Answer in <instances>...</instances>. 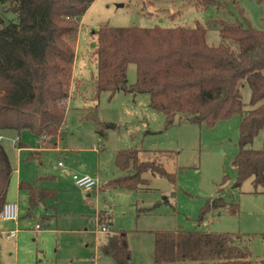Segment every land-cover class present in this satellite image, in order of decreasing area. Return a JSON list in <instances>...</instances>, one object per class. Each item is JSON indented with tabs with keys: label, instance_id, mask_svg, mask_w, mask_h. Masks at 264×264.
Masks as SVG:
<instances>
[{
	"label": "rangeland",
	"instance_id": "obj_1",
	"mask_svg": "<svg viewBox=\"0 0 264 264\" xmlns=\"http://www.w3.org/2000/svg\"><path fill=\"white\" fill-rule=\"evenodd\" d=\"M215 2L94 0L78 19L61 135L0 129V144L12 167V202L19 209L18 219L0 221L1 264H115L100 248L107 231L96 223L98 212L109 215V230L125 233L127 264H153L155 232L174 230L238 234L251 261L264 259V192L254 188L250 179L233 186L237 179L233 160L239 149L237 115L211 127L176 117L166 127L163 114L149 106L145 93L101 92L93 100L94 32L101 26L171 28L197 23L205 28L209 46L221 42L218 20L239 21L264 31V0ZM2 16L15 19L11 11ZM230 47L237 52L236 44L231 42ZM126 79L129 84L136 81L133 63L126 68ZM241 98L247 111V85L241 88ZM263 138L264 128L247 148L262 149ZM125 149L137 150L140 161L161 164L173 181L147 171L142 175L146 182L138 189L105 188L110 178L125 174L114 164L116 152ZM73 175H87L97 185L89 190L78 187ZM20 182L53 190L56 197L29 210L27 191L18 189ZM218 196L235 203L237 212L212 209L198 221L207 201ZM10 230L16 236L8 239Z\"/></svg>",
	"mask_w": 264,
	"mask_h": 264
},
{
	"label": "trees",
	"instance_id": "obj_2",
	"mask_svg": "<svg viewBox=\"0 0 264 264\" xmlns=\"http://www.w3.org/2000/svg\"><path fill=\"white\" fill-rule=\"evenodd\" d=\"M204 1V5L216 4L215 0ZM93 2L0 0V129L27 130L46 137L61 135L78 19ZM6 11H11L15 19H5L2 13ZM215 23L221 38L217 46L206 44L205 28L197 23L171 28L99 27L94 32L93 100L97 101L101 92L145 93L149 106L163 114L166 127L176 117L211 127L218 120L237 115L239 149L233 160L237 172L233 186L250 179L254 188L264 192V138L262 149L247 148L264 128V31L239 21ZM231 42L236 44L237 52L231 49ZM130 63L136 69L133 84L126 79ZM244 85L250 91L247 111L241 98ZM114 164L125 174L110 179L105 188L137 189L146 182L142 175L147 171L173 181L161 164L140 161L137 150L117 151ZM11 174L9 158L0 144V213ZM19 188L27 190L30 210L56 197L53 190L24 182ZM223 207L233 214L237 212L235 203L228 204L218 196L207 201L198 221L210 210ZM107 219L99 214L98 225ZM124 242L125 233L114 232L107 235L102 247L115 264L129 261L130 252ZM153 264H264V259L251 261L238 234L174 230L155 232Z\"/></svg>",
	"mask_w": 264,
	"mask_h": 264
},
{
	"label": "built area",
	"instance_id": "obj_3",
	"mask_svg": "<svg viewBox=\"0 0 264 264\" xmlns=\"http://www.w3.org/2000/svg\"><path fill=\"white\" fill-rule=\"evenodd\" d=\"M16 140H18V137H16ZM61 166V164H58ZM72 180L75 185L78 187L84 188V189H90L95 187L97 184L96 182L89 176L84 175L81 177H77L76 175L72 176ZM18 217V207L17 204L14 202H5L2 211L0 213V220L2 221H14ZM102 230L107 231V235H111V233L107 230V226L105 224L100 226ZM14 235V231L9 232V236Z\"/></svg>",
	"mask_w": 264,
	"mask_h": 264
},
{
	"label": "crops",
	"instance_id": "obj_4",
	"mask_svg": "<svg viewBox=\"0 0 264 264\" xmlns=\"http://www.w3.org/2000/svg\"><path fill=\"white\" fill-rule=\"evenodd\" d=\"M55 150H57V148H55ZM139 159V158H138ZM124 175V174H123ZM122 176V175H121ZM110 179H112V178H110ZM109 179V180H110ZM108 180V181H109ZM146 180V179H145ZM10 181H11V177H10ZM107 181V182H108ZM140 187V186H139ZM138 187V188H139ZM137 188V189H138ZM18 189H21V188H19V185H18ZM42 189H45V188H42ZM87 190H89V189H87ZM27 191V190H26ZM13 192H11V186H10V183H9V189H8V194H7V198H6V202H12V200H13ZM18 207V206H17ZM27 207H28V209H29V205H28V192H27ZM30 210V209H29ZM101 213H103V215L105 216V217H108L109 219H108V223H107V230L110 232V233H114V232H121V231H111V230H109V226H110V217H109V215L106 213V212H98L97 213V217L96 218H98V215L99 214H101ZM19 218V209H18V217H17V219ZM0 221H2V220H0ZM3 222V221H2ZM6 222V221H5ZM96 223H97V219H96ZM109 224V225H108ZM97 225H98V223H97ZM98 226H100V225H98ZM10 231H14V230H10ZM9 231V232H10ZM9 232L5 235L6 236V238H13V237H15L16 236V231H14V235H12V236H9ZM106 241H107V234L105 233V237H104V239H103V241H102V243H101V246H100V248H101V251L103 252V249H102V247L104 246V244L106 243ZM104 253V252H103ZM105 254V253H104ZM107 255V254H106ZM109 256V255H108Z\"/></svg>",
	"mask_w": 264,
	"mask_h": 264
}]
</instances>
